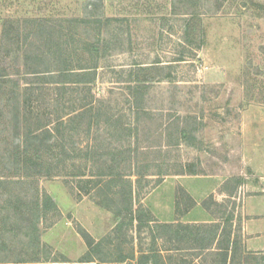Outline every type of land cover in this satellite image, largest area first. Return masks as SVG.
<instances>
[{"label": "rangeland", "instance_id": "rangeland-1", "mask_svg": "<svg viewBox=\"0 0 264 264\" xmlns=\"http://www.w3.org/2000/svg\"><path fill=\"white\" fill-rule=\"evenodd\" d=\"M60 55L95 68L93 83H56ZM27 64L45 76L24 77ZM175 118L193 139L153 134ZM121 148L146 169L133 178L142 221L115 214L129 189L106 175ZM262 169L264 0H0V264H264L240 230ZM179 226L216 227L212 249Z\"/></svg>", "mask_w": 264, "mask_h": 264}, {"label": "trees", "instance_id": "trees-1", "mask_svg": "<svg viewBox=\"0 0 264 264\" xmlns=\"http://www.w3.org/2000/svg\"><path fill=\"white\" fill-rule=\"evenodd\" d=\"M50 58H51L50 59L51 65H52L51 67L53 69L52 72H54L53 75H55L56 83H58L60 85H67V84H72V83L77 84V85H87V84L93 83V81L96 78L95 68H92V69L84 68V70L82 72H76V71L69 69L68 62L64 56L60 55L58 57L53 56ZM33 70H32V67H30V66L28 67V64H27L26 69H25L24 73H22V75L26 78H30V79L32 78L33 80H39L41 78H38V77L45 76V71H43V72L38 71L37 72V70H34L36 72H33ZM150 81H151L150 76L145 75L141 78L140 83L138 85H135L133 88H131L133 91L132 95L134 97V107L137 110V112L142 113V111H145V109L142 108L141 102H145L144 101L145 100L144 94L146 93L145 89L147 88V83ZM149 116H150V114H149ZM172 120L173 119L168 120L166 123L161 122L160 124H158L157 129H155V131L152 130V131H154L153 134L162 133V134H160V138H164L165 135H167L169 139L172 137L174 138V136H171L174 134V135H177L178 142L181 141V139H183V141L193 139V136L188 131V129L186 127L182 126L183 122L181 121L180 118H175L173 121ZM149 138H151V137H149ZM36 139L38 140L39 137H36L35 140ZM40 142L44 143L43 140H41ZM177 145H179V144H177ZM43 146H44L43 144H40V145H38V147H35V149L33 151H26L27 158H30V161H34L36 163H39L45 155L41 149ZM137 151H138V149L136 150L135 153H133V151L130 149L121 148V149L115 150V152L109 153V155H111V157H112V163H111L112 166H111V173L106 175L110 178H114L115 180H121L123 183H125V185L129 189V192L126 194V197L124 198V200H125L124 210L117 209L115 211V214L117 215V217H121V218H124L125 220H129V221H135V220L142 221V218H136L135 217V214L132 211V207H131L132 206V200H133V198H132L133 197V187H134L133 178H136V182L140 183L141 179L146 176L145 175L146 169H144L143 166H139L141 154L139 155V153ZM107 155H108V153H106V152H98V153L91 152V153H89V158L96 161V159H102V158L106 157ZM122 161H125V163L127 162L130 164V170H131L130 174H128V175L122 174V171L120 170V166H121ZM133 163H135V165H137L138 169H139V167H141L142 168L141 170H143V169L144 170L142 172L140 171V169L137 171L132 170L131 164H133ZM146 167H149V166H146ZM126 179L128 181H126ZM236 190L231 191L229 196L233 197V194L236 192ZM51 207H56V204H55L54 200L49 195H46L45 200H44V208L48 209ZM229 219L233 220L232 216ZM159 228L162 229L161 230L162 233H165L163 237H166L167 234L172 233V227L168 226L166 224L160 225ZM179 228H183L185 231L188 232V234L186 236H184V238H187V237L193 235V233L196 231L197 232L196 240H197V242L200 243L199 249H202V250H207V251L211 250L212 248L210 246L214 245L216 238H217V234H216L217 228L216 227L215 228L214 227H212V228L196 227L194 229V231L192 230V228L187 227V226L186 227L185 226H179ZM161 231H159V233ZM176 234L179 236L180 230L179 231L176 230ZM93 242L94 241L91 240L89 243V246L91 247V250H90L91 253L90 254H92V251H94L93 245H95V244H93ZM92 262L93 261L89 259V260L83 261L82 263H92Z\"/></svg>", "mask_w": 264, "mask_h": 264}, {"label": "crops", "instance_id": "crops-1", "mask_svg": "<svg viewBox=\"0 0 264 264\" xmlns=\"http://www.w3.org/2000/svg\"><path fill=\"white\" fill-rule=\"evenodd\" d=\"M259 193L244 198L241 223L243 247L255 254L264 253V169L261 171Z\"/></svg>", "mask_w": 264, "mask_h": 264}]
</instances>
